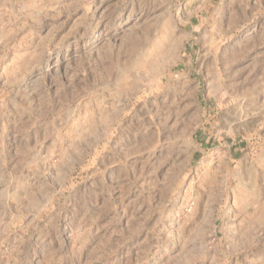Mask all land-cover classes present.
<instances>
[{
  "label": "rangeland",
  "instance_id": "rangeland-1",
  "mask_svg": "<svg viewBox=\"0 0 264 264\" xmlns=\"http://www.w3.org/2000/svg\"><path fill=\"white\" fill-rule=\"evenodd\" d=\"M0 264H264V0H0Z\"/></svg>",
  "mask_w": 264,
  "mask_h": 264
}]
</instances>
